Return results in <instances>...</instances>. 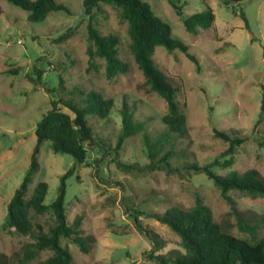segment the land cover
<instances>
[{
    "label": "rangeland",
    "instance_id": "obj_1",
    "mask_svg": "<svg viewBox=\"0 0 264 264\" xmlns=\"http://www.w3.org/2000/svg\"><path fill=\"white\" fill-rule=\"evenodd\" d=\"M56 1L67 6L71 14L54 12L42 22L31 23L27 12L0 0V254L6 257L4 264H38L51 254L40 251L32 261L21 262L23 246L31 239L4 228L6 207L29 166L36 124L50 109L49 101H79L88 92L111 100L112 106L105 119L86 116L94 144L88 147L85 162L76 165L65 181L67 222L71 224L80 216L81 233L91 239L87 254L70 240L61 239L73 264H155L148 258L152 243L136 230L132 210L143 213L138 215L140 223L161 242L154 254L182 253L179 237L147 215L163 213L171 206L189 209L197 200L231 235L248 238L238 230L237 222L264 214V197L233 190L223 197L203 172L192 170L190 165L210 164V170L220 176L255 170L264 181V117H260L264 0H243L229 6L221 0H176L183 16L201 12L205 5L212 10V26L195 34L185 30L167 0H143L169 26L171 37L186 45L199 63L197 70L179 49L168 52L157 46L152 53L155 66L175 88L176 102L185 116L184 134L174 145L170 166L158 168H144L149 164L144 139L153 143L163 133L161 117L167 111L166 103L150 89L135 64L127 24L119 9L101 3L95 12L96 28L118 38V57L128 64L125 74L108 79L101 58L95 57L94 67L88 66L83 0ZM241 11L247 28L239 16ZM123 103L143 128L116 149ZM59 107L72 116L66 107ZM214 130L244 137V142L228 155L227 144L214 136ZM167 149L164 146L159 155ZM116 160L136 165L138 170L118 168ZM37 161L27 197L38 182H45L44 204L48 205L57 196L59 177L73 159L68 154H53L50 142L44 141ZM31 221L46 231L53 216L51 212L32 215ZM263 233L264 225L257 237Z\"/></svg>",
    "mask_w": 264,
    "mask_h": 264
},
{
    "label": "trees",
    "instance_id": "obj_2",
    "mask_svg": "<svg viewBox=\"0 0 264 264\" xmlns=\"http://www.w3.org/2000/svg\"><path fill=\"white\" fill-rule=\"evenodd\" d=\"M8 3L27 12V20L39 23L50 13L64 12L71 14L70 9L56 0H6ZM224 6L238 5L243 0H221ZM172 9L181 18L188 33H197L199 30L210 28L215 16L212 10L205 5L201 12L183 16L181 6L176 0H167ZM111 5L119 9V15L127 24V34L130 41V51L134 62L141 71L150 89L158 94L166 103L167 111L161 117L164 131L156 142L144 139L149 164L144 168H158L161 165L169 167V160L174 155V145L183 137L185 116L180 111L175 98V88L169 84L167 76L159 70L152 59V53L157 46L164 47L168 52L181 50L199 70L197 58L188 52V47L171 37L169 26L158 16L154 15L149 4L143 0H83L82 7L87 17L86 37L89 46L86 49L88 66L94 67V58L104 61L105 77L110 79L117 74H125L128 64L118 57V38L114 34H101L95 26V12L99 4ZM240 18L247 28V19L243 11ZM13 72H16L13 71ZM37 76L40 72L36 71ZM66 107L72 114L63 112L59 105ZM50 109L36 124V143L33 147L30 163L25 175L14 191L7 204L4 228L30 237L22 249L21 262L28 263L35 259L40 251L48 250L50 256L38 264H73L69 251L61 245L65 238L78 247L80 252L87 254L91 239L82 235L80 225L82 218L76 217L68 224L64 209L65 181L72 176L74 167L83 164L86 160L88 147L94 144L92 131L87 124L86 116L95 115L100 119L107 118L112 103L103 99L94 92H88L79 101H64L59 98L49 101ZM264 117V97L261 99V116ZM121 130L117 136L116 149H119L124 140L143 128V123L134 119L132 109L123 103L120 109ZM214 136L222 139L226 144V154L233 155L235 149L244 142V137L214 130ZM44 141L50 142L53 154H68L73 159L71 167L59 177V186L56 198L48 205L44 204L47 193V184L38 182L27 197L28 186L38 169L37 155ZM164 146L168 149L162 152ZM117 154V153H115ZM116 166L126 171L138 170L136 165H125L118 160ZM210 164L190 168L203 172L216 186L223 197L227 191L233 190L250 195L264 197V181L255 170H248L243 174L229 172L220 176L210 170ZM51 212L53 224L45 231L38 223H32V215H43ZM138 215L143 213L132 210L136 230L152 243V251L148 256L155 264H264V233L257 235L264 225V214L255 219H240L237 227L240 232L246 233L248 238L239 239L225 230L224 226L213 220L211 211L199 200L189 209L177 206L167 208L163 213H150L147 216L166 225L179 239L182 253L154 254L160 249L161 242L148 228L144 227ZM6 257L0 254V264L5 263Z\"/></svg>",
    "mask_w": 264,
    "mask_h": 264
}]
</instances>
